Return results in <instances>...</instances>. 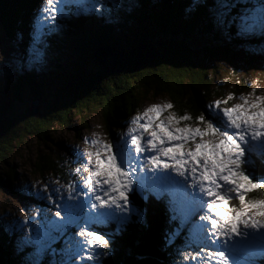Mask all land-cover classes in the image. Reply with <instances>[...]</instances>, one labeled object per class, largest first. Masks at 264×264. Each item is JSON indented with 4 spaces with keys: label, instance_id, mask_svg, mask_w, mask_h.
<instances>
[{
    "label": "snow or ice",
    "instance_id": "6c2138e0",
    "mask_svg": "<svg viewBox=\"0 0 264 264\" xmlns=\"http://www.w3.org/2000/svg\"><path fill=\"white\" fill-rule=\"evenodd\" d=\"M194 2L208 7L212 23L226 33L264 35V0H213L210 6L205 0ZM73 6L79 10V0H43L41 20L54 27L71 14ZM92 6L101 10L99 0H92ZM232 99L236 97L215 101L209 119L203 114L196 117L197 126L188 123L193 118L187 114L165 116L172 104H153L132 119L118 142L92 139L94 151L86 153L87 176L81 179L94 200L60 204L58 219H46L35 229V237L21 236L17 246L34 244L38 257L53 241L65 237L57 264H75L77 258L84 264L110 255L112 238L101 234L99 226L115 219L119 229L132 212L143 218L144 210L131 207L129 196L139 189L167 199L173 208L178 203L186 206L197 255L207 250L215 264H253L254 256L264 255V198L247 199V194L264 189V176L256 175L253 161L256 155L264 163V96H240L239 103L220 107ZM145 153L152 155L142 162ZM173 173L182 179H175ZM76 190L83 191L78 186ZM235 198L239 207L231 206ZM117 210L121 215H116ZM17 227L8 225L7 230ZM179 228L170 230L166 243ZM84 252L89 254L81 256Z\"/></svg>",
    "mask_w": 264,
    "mask_h": 264
},
{
    "label": "trees",
    "instance_id": "16d2710c",
    "mask_svg": "<svg viewBox=\"0 0 264 264\" xmlns=\"http://www.w3.org/2000/svg\"><path fill=\"white\" fill-rule=\"evenodd\" d=\"M34 2L35 0H0L3 29L15 41L19 50L27 49L32 42L30 29L34 24ZM138 3L137 15L133 16L134 13L125 8L119 13V21L109 19L105 14L72 13L61 19V31L66 33L69 47L74 52L92 60H96L94 48L99 43L130 52L146 38H150L158 46L159 58L144 71L132 75L109 74L101 65L98 73L85 72L81 64L72 69H63L57 65L58 85L50 89L52 92L49 95L34 78L28 80L33 89V100H38L43 105V117L37 119L29 113L21 118L14 117L10 102L1 105L0 161L6 160L8 153L12 152L11 144H15V141L18 143L28 135L47 140L49 131L57 123L68 122L72 114L90 110L97 103L104 104L108 129L119 123H126L138 108V93L135 94L134 89L145 93L154 90L157 94L163 93L172 100L173 110L178 115H184L187 111L193 119L203 114L207 120L210 118L211 103L222 95V89L216 85L217 65H214V59L225 50V45L229 42L241 44L245 41L252 47L264 45V36L242 39L232 37V32L227 33V38L219 37V30L211 21L209 8L197 7L194 0H138ZM205 3L210 6L213 1L205 0ZM143 20L152 21L151 26L143 27L141 34H138L136 28L130 26L131 22L141 24ZM46 32L47 29L44 30L45 36L48 35ZM50 34L46 39L55 44L56 33L53 34L54 37ZM128 35L136 37L135 43L129 44L130 49L123 43L129 40ZM127 77H143L145 84L132 89L128 85L131 81H124ZM121 87L120 99L113 103L108 97ZM13 92L18 99L22 98L20 85ZM253 161L256 175L264 176V163L260 162L259 156L254 155ZM48 168L56 170V164L51 162ZM247 195V199L264 198V189ZM131 196L133 204L144 210L143 218L133 215L119 229L117 221L100 225V233L105 234L106 238H112V246L111 254L96 264H170L176 256L179 242L186 236V230L178 222H173L167 204L161 198L154 194L144 196L135 192ZM234 202V207L239 206L238 199ZM177 225L180 226L179 231L166 243L165 236L170 230L177 229ZM13 248L14 237L3 233L0 225V261L16 264ZM45 255L49 257L48 253Z\"/></svg>",
    "mask_w": 264,
    "mask_h": 264
},
{
    "label": "rangeland",
    "instance_id": "374dc122",
    "mask_svg": "<svg viewBox=\"0 0 264 264\" xmlns=\"http://www.w3.org/2000/svg\"><path fill=\"white\" fill-rule=\"evenodd\" d=\"M34 3L32 20L34 24L30 29L32 42L25 50H19L20 48H17L15 41L5 33L0 15V107L5 102H10L14 117L21 118L29 113L30 116L39 119L43 117L39 115L43 105L38 100H33L34 93L29 82H27L28 80L31 81L34 78L41 89L49 95L52 92H50V89H54L58 85L57 73H59V69H57V65L63 69H72L81 64L82 69L88 73L90 71L98 73L100 69V63L97 60L81 56L69 47L66 33L61 31L63 29V26L61 27V19L65 16H70L72 13L77 15L98 13L100 16L105 14L109 16V19L119 21V13L125 8L133 12V16L137 15L135 13H138L136 9H138L139 3L138 0H99L101 10L94 11L92 0H79V10L73 6L71 14L66 13L51 28L41 20L43 14L40 9L43 6V0H35ZM151 22L149 20H143L141 24L131 22L130 26L135 27L136 32L141 34V29L151 26ZM46 29L47 36L44 35V30ZM218 30L219 37H228L226 32ZM50 33H52V37L56 33L55 44L53 43L55 46L46 39L51 35ZM196 34L199 35V33ZM234 36L242 39H252L264 35L257 32L241 36L233 32L232 37ZM128 37L129 40L123 43L127 49H130L131 46L129 44L135 43L136 37L133 35H128ZM152 44L158 49L156 43L152 41ZM37 52L39 53L38 57L36 55ZM214 65H217L216 85L222 89V95H219L211 103L212 105L217 100H225L229 95L236 97V99L229 100L227 104L222 103L220 107L239 103L240 100L238 98L240 96H248L250 99L255 96H264V45L252 47L251 45L248 46L245 41L241 44H231L229 42L225 45V50L220 52L218 57L214 59ZM106 73L110 74L112 72ZM120 73L126 72L121 71ZM127 80L131 81L128 85L132 89L140 87L145 82L143 77L140 79L139 77L134 79L127 77L124 81L127 82ZM132 80L136 81L132 82ZM118 81L120 84L122 83L120 82L121 80ZM17 85L21 87L23 94L21 99H18L13 92ZM253 89H255L254 93ZM121 90L122 87L117 92L110 94L108 98H111L110 100L113 103L117 102L120 99ZM135 92L138 93L136 96V102L138 103L136 112L129 118V121L119 123L112 129H108V123L104 116V104L97 103L90 110L85 109L81 113L72 114L68 122L57 123L49 131L47 140L39 139L40 137L38 136L28 135L24 139L19 140L18 143L15 141V144H11L12 152L8 153L6 160L0 161V225L3 233L8 237H14L13 255L16 257V264H32L33 259L36 260V264H57L61 259V249L66 246L65 237L53 241L51 248L41 252L38 257L35 255L36 246L34 244L20 248L17 246V240L21 236L35 237V229L46 219H58L55 213L59 210L60 204L65 202L84 204L89 199L94 200V195L87 192V189L84 188L83 179H81V177L87 176V173L83 171L87 161L86 153L94 151L91 140L95 138L110 143L118 142L119 138L127 133L132 119L143 113L147 107L153 104L162 105L165 103L173 105L172 100L167 95L163 93L157 94L155 90L145 93L134 89ZM213 111L215 112V109ZM169 113L180 116L173 108L165 112L164 115L166 116ZM185 114L191 116L187 111ZM188 123L197 126L196 119H192ZM180 126H184L183 122ZM121 128H123L122 131L120 130ZM149 155H152V153H145L141 156V161L144 162ZM49 159L56 164V170L48 168L51 163L50 161L48 162ZM45 163H47V166ZM172 175L177 180L182 179L176 177L174 173ZM77 186L83 191H77ZM38 192L41 195H37ZM134 192L144 196L152 194L150 191L147 192L145 190L142 192L139 189ZM132 193H129L131 207L137 208L133 204ZM100 194L102 195V192ZM231 195L235 197V193ZM48 197L52 199H48ZM69 197H71V200L68 199ZM235 199L230 202L232 207L236 205ZM170 209L177 213L178 220L183 217V222L181 223H184V225L188 224V219L191 217L187 215V208L183 203H178L176 208L171 206ZM87 210L85 208V212ZM108 211H111V209H108ZM124 214L129 215L128 213ZM116 215L119 216L121 213L117 210ZM133 215H135V212L129 215L128 220ZM196 219L199 222L198 217ZM110 221H115V219ZM8 225H18V227L15 231H8ZM188 228L190 230V225H188ZM190 236L194 239L193 234H189ZM189 237L187 236L183 240L186 246L180 247L181 250L178 252L180 258L178 257V260L171 262V264H215L214 258L210 259L207 257V250L199 252L197 255L198 242L196 240L193 243L190 242L191 238L189 240ZM47 253L49 257L45 255ZM88 254L84 252L81 253V256H87ZM105 256L98 257L97 261L85 260L84 264H96ZM256 256L252 258L253 264H256L254 261ZM0 264H5L4 260L0 261ZM75 264H79V258L75 260Z\"/></svg>",
    "mask_w": 264,
    "mask_h": 264
},
{
    "label": "water",
    "instance_id": "95a60500",
    "mask_svg": "<svg viewBox=\"0 0 264 264\" xmlns=\"http://www.w3.org/2000/svg\"><path fill=\"white\" fill-rule=\"evenodd\" d=\"M102 45L94 48V56L106 72L140 73L155 62L159 55V50L150 38L142 40L130 52L116 50L104 43ZM39 115L43 116L41 112Z\"/></svg>",
    "mask_w": 264,
    "mask_h": 264
},
{
    "label": "bare ground",
    "instance_id": "6f19581e",
    "mask_svg": "<svg viewBox=\"0 0 264 264\" xmlns=\"http://www.w3.org/2000/svg\"><path fill=\"white\" fill-rule=\"evenodd\" d=\"M98 45H99V46H103L102 43H99ZM108 46H109V45H108Z\"/></svg>",
    "mask_w": 264,
    "mask_h": 264
}]
</instances>
